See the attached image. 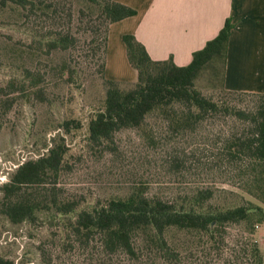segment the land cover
<instances>
[{"label": "rangeland", "instance_id": "1", "mask_svg": "<svg viewBox=\"0 0 264 264\" xmlns=\"http://www.w3.org/2000/svg\"><path fill=\"white\" fill-rule=\"evenodd\" d=\"M36 2L33 10H23L13 2L0 6V88L22 79L25 69L42 75L39 88L29 85L25 91L0 92V185L20 163L45 154L54 140L63 142L67 150L64 167L56 175L26 190L44 205L34 221L13 223L0 213L3 256L14 264H173L146 233L135 237L131 254L105 249L98 234L86 238L71 230L68 218L76 212L134 194L186 205L199 190H211L207 204L225 208L252 202L264 211V197L247 188L249 159L228 152L230 138L246 131L232 110L207 113L192 127L178 130L175 119L153 111L141 126L122 128L111 140L90 143L88 121L103 107L106 90V64L101 70L106 62L105 20L87 0ZM118 26L110 31L112 41ZM94 29L98 32L93 36ZM64 34L72 39L69 47L47 49V40ZM221 66L220 59L206 67L196 87L222 107L251 110L255 106L251 93L264 89H225ZM135 80L116 81L127 89ZM69 119L80 121L81 127L64 130L62 123ZM51 199L73 201L75 207L59 213ZM255 220L251 236L262 253L264 217L261 222ZM248 231L242 224L228 225L222 233L224 240L214 244L199 233L175 228L166 231V238L193 263L252 264L253 257L242 247Z\"/></svg>", "mask_w": 264, "mask_h": 264}, {"label": "trees", "instance_id": "2", "mask_svg": "<svg viewBox=\"0 0 264 264\" xmlns=\"http://www.w3.org/2000/svg\"><path fill=\"white\" fill-rule=\"evenodd\" d=\"M87 1L98 7L100 16L105 20L102 37L104 55L110 25L135 15L136 10L115 0ZM8 2L17 4L23 10L38 7L36 0H0V6ZM232 28L233 23L228 17L217 35L209 39L201 49L195 50L191 61L183 66L176 65L171 57L164 60L152 59L144 45L132 33L122 34L126 58L136 71V80L130 88L123 89L118 81L103 77L106 84L104 104L88 121V141L99 144L111 140L113 134L122 128L141 126L146 116L153 111L175 119L174 129L178 130L192 127L207 113L221 108L232 110L244 122L246 131L230 138L228 152L233 157L239 155L249 159L251 179L247 188L251 193L264 197V91L251 93L255 97V106L246 111L227 105L222 107L196 87V81L206 67L220 59L224 74L227 43ZM92 32L94 36L98 31L94 29ZM72 43V39L64 34L47 40L46 47L48 50L65 49ZM104 64L105 59L101 65L102 71ZM41 81L40 73L25 69L22 79L9 81L5 87L0 88V92L5 94L6 89L10 92L25 91L29 85L39 88L37 86ZM35 94L40 97L41 90L37 89ZM11 102L10 100L9 104ZM62 126L64 130H70L81 127V122L69 119ZM66 150L63 142L54 140L45 154L20 163L9 179L0 185V213L5 214L13 223L34 221L36 211L44 205L34 201L32 194L26 190L44 184L48 177L56 175L64 167ZM211 197V190H199L193 201L178 205L161 198L134 194L127 198L110 199L90 209H82L74 217L68 218V224L74 233L86 238L98 234L103 247L109 251L122 249L131 254L135 249V237L139 232L146 233L173 264L204 263H193L190 259H185L186 254L181 249L170 245L166 238L168 229L196 232L205 236L208 243L214 244L220 238L224 240L222 233L228 225L242 224L249 230L243 249L246 248L253 257L252 264H263L259 244L251 236L254 232L253 218H256V222H261L264 217L263 208L252 202L222 208L207 204ZM50 203L56 211L63 214L73 211L75 207L73 201L57 202L51 199ZM185 253L189 252L186 250ZM0 264L14 262L0 253Z\"/></svg>", "mask_w": 264, "mask_h": 264}, {"label": "crops", "instance_id": "3", "mask_svg": "<svg viewBox=\"0 0 264 264\" xmlns=\"http://www.w3.org/2000/svg\"><path fill=\"white\" fill-rule=\"evenodd\" d=\"M136 14L114 22L108 31L105 75L135 80L125 54L122 34L132 33L154 60L169 57L178 66L215 37L230 17L223 86L228 90L264 89V0H115ZM118 26L114 40L110 31ZM117 37V39H116ZM260 243L264 264V237Z\"/></svg>", "mask_w": 264, "mask_h": 264}]
</instances>
